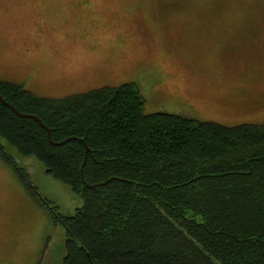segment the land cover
Returning <instances> with one entry per match:
<instances>
[{
  "label": "trees",
  "instance_id": "obj_1",
  "mask_svg": "<svg viewBox=\"0 0 264 264\" xmlns=\"http://www.w3.org/2000/svg\"><path fill=\"white\" fill-rule=\"evenodd\" d=\"M218 10L264 12V0ZM0 94L53 140L75 137L55 144L0 100V138L83 198L59 216L64 264H264V122L147 113L135 82L54 99L0 79Z\"/></svg>",
  "mask_w": 264,
  "mask_h": 264
},
{
  "label": "rangeland",
  "instance_id": "obj_2",
  "mask_svg": "<svg viewBox=\"0 0 264 264\" xmlns=\"http://www.w3.org/2000/svg\"><path fill=\"white\" fill-rule=\"evenodd\" d=\"M231 0H0V79L61 99L135 82L146 112L264 122V12ZM82 196L0 138V264H64Z\"/></svg>",
  "mask_w": 264,
  "mask_h": 264
},
{
  "label": "water",
  "instance_id": "obj_3",
  "mask_svg": "<svg viewBox=\"0 0 264 264\" xmlns=\"http://www.w3.org/2000/svg\"><path fill=\"white\" fill-rule=\"evenodd\" d=\"M0 100L5 104H7L8 106H10L14 111H15V113H17L19 116L21 115V116H28V117H35L37 120H38V122L43 126V127H45L46 129H47V132H48V138H49V140L50 141H52L53 143H55V144H63L64 142H66V141H68L69 139H72V138H75V137H68V138H65V139H63V141H55V140H53L52 139V131H51V128L50 127H48L43 121H42V119L38 116V115H36L35 113L34 114H30V113H24V112H22V111H19L12 103H10L7 99H4L3 98V96L0 94ZM79 139H81V140H83V141H85L83 138H79ZM88 151H89V147H88V145L86 144V150H85V154H86V156H85V160H84V162L86 161V159H87V156H88Z\"/></svg>",
  "mask_w": 264,
  "mask_h": 264
}]
</instances>
